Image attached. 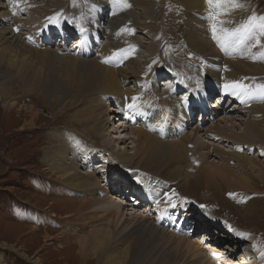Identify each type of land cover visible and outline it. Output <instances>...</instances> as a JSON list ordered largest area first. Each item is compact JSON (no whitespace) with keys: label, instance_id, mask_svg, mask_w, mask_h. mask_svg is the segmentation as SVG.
Returning a JSON list of instances; mask_svg holds the SVG:
<instances>
[{"label":"bare ground","instance_id":"obj_1","mask_svg":"<svg viewBox=\"0 0 264 264\" xmlns=\"http://www.w3.org/2000/svg\"><path fill=\"white\" fill-rule=\"evenodd\" d=\"M36 1L38 2L22 0L18 3V0H0V85L3 83L0 87V98H5L3 106L8 111L15 104V100L12 102L9 98L12 93L9 96L8 80H4L5 76L11 74L15 78L10 77L9 79L15 80L18 78V80H22L24 83L23 90L28 94L41 92L49 97L48 91H53L56 93L52 95L54 98L56 97V101L52 99L53 103L60 102L63 96H68L65 104H82L83 107L75 111L72 119L81 121L88 131L94 130V132H97L98 130L99 135L106 144L110 145L113 141L124 144L121 150L128 157L127 159L125 157L119 159L118 152L113 151L117 156L116 164L119 167L120 163L129 165L137 170L136 172L140 173L143 170L146 174L147 183L145 185L139 188V184L132 183L129 189L136 196L143 194L151 196V199L143 202L137 199V203L129 205V207H135L137 204V207H139L141 203L150 202V205L158 208L157 212H155L156 209L150 210L149 213L145 210L144 214L127 219L124 213V205L128 201H124L121 196H117L120 200H116L109 187L104 183L111 178V174L106 173L103 177L99 174L100 179L104 182L98 184L94 181L92 184L86 178H95L96 169L93 167L95 171H80L81 167L77 162H73L68 155V151H60L62 153V155H58L60 162L54 165L48 160L47 165L57 174L59 179L57 185L63 193L65 192L72 197L76 192L78 194L82 192L84 197L81 196L82 198L78 199V213L83 210L91 211L98 206V208L105 210L109 220L118 216V219L125 224L124 230L120 233L115 231L112 222L108 228H91L79 232L76 240L80 248V254L86 258L96 256L99 264H253V261L255 264H264V259L260 256L262 251L253 246V244H257L258 247L264 245V240L255 236L250 239L249 235H238L237 233L245 232L240 227H231L225 225L222 221H218V219L220 220L218 215L224 217V213L215 211L208 203L211 199H221L225 193L228 195L231 193L235 194L230 195L231 198L235 202L240 201L241 207L247 215L254 216L261 211L258 193L260 190L259 184L264 182V160L262 159L264 158V97L244 96L241 99L225 92L223 86L231 81H240L254 90L256 85L264 84V59L252 58L253 56L259 57L260 53L264 52V35H261L257 30L254 36L248 37L243 43L230 42L224 48L214 39V36L223 38L222 28L231 30L238 26L239 23L237 24V22L242 24L252 15L257 17L256 22L259 24L262 22L259 18L264 17V13L260 16L255 11L253 13V2L250 0H237L243 7L231 8L228 5L227 7L230 10L219 17L224 23L217 24V29L213 32L212 25L215 21L212 20L210 13L215 14L216 11L223 13V8L215 9L206 0H160L161 7L159 9L163 17L166 14L172 17L175 22L184 20L186 23L184 36H190L191 40H184H186V43L191 44L189 50L194 55L189 56L188 52L184 55L183 47H178L172 52V56H177L183 60L185 68L177 69L172 75L173 79L170 78V83H167L168 74L162 75L157 71L160 68L159 62L165 64L166 70L177 68L174 57L166 59V55L163 58L161 56L149 70L148 64L146 67L140 66V61L134 57L136 52L134 48H131L130 56L125 59L124 55H128V50L125 49L121 52L126 44L122 43L119 37L112 44L101 41V37L103 40L111 39V29H113V34H116L118 28H128L124 26L130 12L138 13L139 9L146 12L148 9L146 0H124L128 5H136L134 7L132 5L125 7L116 4V1L121 2V0H86L83 12L79 9V4L73 5L70 0ZM32 5L36 12L45 17L44 20H48L44 27L39 28L37 26L42 20L40 16L38 22L32 8L28 11V6ZM17 6L27 7L24 11H20ZM125 12L124 18L119 17ZM57 13L61 14L58 17L59 24L49 23V18ZM64 15H66V23L63 21ZM72 17H77V19H72ZM107 18L109 19L107 20ZM7 20H9V24L6 23ZM145 21L139 22L135 14L131 23L132 25H144L146 24ZM71 25L74 26V31L69 30V32L71 31L75 35V42L67 45L66 40H68V37L65 34V26L70 28ZM77 25L83 27L85 31L80 32L76 27ZM189 26L190 29L187 31ZM135 28L137 26L130 28L133 30L131 33L128 31L124 33L122 30L120 35L123 37L119 35L123 39L126 38L132 41L128 44V47L133 46L134 42H141L138 40V34H135L137 32V30L135 32ZM173 30H175L176 35V27ZM257 38H259V44L256 43ZM59 41L60 45L66 44V47H68L67 50H65L66 47L63 50L66 55H62V58H64V61L61 62V70L64 73L63 79L61 81L43 79L38 73V63L47 60L50 63L53 61L54 56H61L51 47L52 44L59 43ZM157 42L159 43V41ZM157 42L156 45H158ZM149 46L156 49L153 44ZM152 55H150L152 61H155L153 58L156 56ZM244 57L246 59L241 61V58ZM106 58L108 62H105ZM193 64L196 65V69ZM161 75L166 79L163 80L164 85L160 87ZM130 78H138L144 81L141 85L142 92L133 91V88L129 86ZM2 80L4 81L2 82ZM198 84L199 87H197ZM179 88H183L181 91L183 94L180 97L175 96ZM162 89L165 91L161 92ZM214 92H221L219 101L216 102L219 97L217 95L216 99L210 103V107L214 108L211 110L203 111V107L200 106L201 116L195 127L196 112L200 103H209V96ZM114 96H119V99H114V101H116V105H121V110L118 109V113L114 117L121 116L122 118L120 121H115L116 118L115 120L113 118V120L106 121L107 102L112 100L110 98H114ZM133 96L138 97L136 108L129 109L127 105L132 103L131 97ZM185 97H187V102L184 101ZM11 98L13 99L12 96ZM20 108L30 109L32 112L29 123L26 120L25 127L33 125L39 111L32 106ZM64 109L58 113H61ZM238 112L242 113L240 116L244 117L243 119H238L239 115H236ZM208 113L212 115V121L207 127L204 124L210 120ZM192 116H194V120L191 122L189 118H192ZM121 121L125 123H120V126H118L119 124L116 125ZM237 122H242L243 127H240V132L236 133L234 130L238 128L239 124ZM126 123L129 124L128 126L131 129L136 130L134 133L137 135V143L132 146L134 152L129 153L126 150L129 145L126 146L125 140L130 139L131 135L126 133L130 132L124 128ZM110 125L114 127V129L109 130L110 134L121 130V135L106 137L109 134L106 132V126ZM114 125H116L117 130ZM188 125L195 127L192 129L193 132H196L193 136L200 137H196L200 141L197 143L198 146L195 145V152L199 154L203 151L207 153L206 155L214 154L216 158L222 159L221 163L217 165L215 163L214 168L211 165L203 170V167L202 172L200 171L202 175L196 173L198 176L193 177L195 180L192 179L190 170H187L189 169V166H187V160H189L187 151L184 152L183 148H175L177 144H170L171 141L167 139V136L171 135L180 137L181 141L187 142L186 148H188L191 145V139L184 138L185 133L182 135L175 133L185 132ZM201 133L205 137H202ZM223 143H227V147L232 143L233 149H224V147H221ZM254 152L259 153L262 158L253 157ZM180 157L186 164V170L182 165H174L176 159ZM93 159L96 158L93 157ZM86 162L90 163L91 161ZM232 162L235 165H232ZM88 167L92 166L88 165ZM130 167L127 166L125 170L130 169ZM217 176H220V179L215 183L211 182ZM104 177H107V180ZM121 177H124L123 180H127L125 176L121 175ZM121 177L116 180V182L119 181V184ZM100 179L98 180L100 181ZM204 180H208L209 184L216 188H208L207 192L203 193V190H199L197 185L202 184ZM178 193L196 197L201 200L200 205H205V208L213 210L214 215H210L212 217L209 218L211 226L207 222V227L212 232H204L206 240L211 241V243L204 242L196 237L194 239L184 230L189 225L188 219L180 222L182 211L175 213L176 209H172L170 206L173 204L171 203L172 200L169 201L172 194ZM112 199L113 203L111 202ZM178 200L177 198L175 201ZM136 209L134 211H138V208ZM196 213L197 208L190 214L194 217ZM158 214L161 215L157 216ZM36 215L37 219L43 220L41 215ZM206 216L201 214V216H195L193 219H197L198 224L204 222ZM114 219L112 221H115ZM182 228L184 231H182ZM224 229L229 232L228 235L223 234L226 232H224ZM254 231L255 229L246 234ZM184 232L185 234H183ZM218 233L221 234L219 238H227L229 243H233L235 250L229 246V243L226 246L227 251L224 250L222 245L220 246L222 242L218 243L219 246L217 243L214 244L213 242L216 240V236L219 235ZM212 234L215 238L211 239ZM48 236L47 234L46 238ZM230 237L231 239H228ZM202 246L205 249L197 254L200 248H203ZM240 250V255H236V251ZM2 255L1 252L0 264H2ZM241 255L243 257L240 258ZM234 256H238V259L235 260ZM28 259L32 261L30 258ZM32 262L40 264V260L36 256Z\"/></svg>","mask_w":264,"mask_h":264},{"label":"rangeland","instance_id":"obj_2","mask_svg":"<svg viewBox=\"0 0 264 264\" xmlns=\"http://www.w3.org/2000/svg\"><path fill=\"white\" fill-rule=\"evenodd\" d=\"M21 1L22 0H18V3H20ZM85 1L86 0H75L74 2V0H70L71 4L73 5L79 4L78 7L80 10H82V12L85 7ZM250 1L253 2V13L257 12L259 13V16L260 14L264 13V0ZM34 2L38 1L34 0ZM76 2L78 3L76 4ZM146 3H148V9L146 10V12H143L139 8L138 13L130 12V15H128V18L126 19L127 23L124 27H128V29H130L137 26V28H135V32L137 30L135 34H138V40L141 42H134L133 46L136 51L134 57L140 61V66L146 67L147 64L152 66L158 61V58H161V56L163 58L166 55V59H168L169 57H174V60L178 66L177 68L166 70L165 64L159 62L160 68L157 71L160 74L162 73V75L167 73L169 76L168 79L163 78L162 75L160 76L162 77V79L160 80L161 87L164 85V79L168 81L167 83H170V80L173 79L172 75L177 71V69L179 70V68H185V63L183 62V60L181 58H178L177 56H172V52H174L178 47H183L184 55H186L187 52L189 56L194 55L190 53L189 50L191 44L186 43V40H184H191L190 36H184V31L186 30V23L184 22V20L175 22L172 17L166 14H164L163 17L161 15V10L159 9L161 7L160 0H146ZM116 4L124 6L125 1H116ZM130 5H132V7L136 6L133 4ZM26 7L27 6H17V9L20 11H24ZM31 8L36 14L38 22L40 21V19L38 18L39 16L42 19L40 24L37 26L39 28L44 27L48 20H44L45 17L42 14L36 12L33 5L28 6V11L31 10ZM125 14L126 12L123 15L121 14L119 17L124 18ZM135 14L139 22H144L149 17L151 19H147L145 21L146 24L144 25H132L131 21L133 20V16ZM65 17L66 15H64L63 17L64 23H66ZM74 18L77 19V17H72V19ZM83 19H85V17H83ZM108 19L109 18H107V20ZM6 23L9 24V20H7ZM237 24L239 26L240 22H237ZM67 27L68 26H65V34L68 37V40H66V44L68 45L69 43L75 42V35L73 34V32H69V30L74 31V26L71 25L70 28ZM175 27L177 29L176 35L174 33L175 30H173ZM189 29L190 26L188 27L187 31ZM122 30L123 28H118V32L116 34H113V29H111V39L109 38L108 40H103V38L101 37V41H103L104 43L112 44L120 38L121 42L126 44L128 47V44H130L132 41L126 38H122L123 36L120 35ZM172 31L173 33H171ZM124 33H126V31H124ZM119 35L122 37H120ZM157 41H159V43ZM156 42L158 45L155 44ZM66 44H63L62 46L60 45L59 41V43L56 42L54 43V45H50L52 49H54L57 54L61 56H54L53 61L50 63L47 62L48 60L46 62L38 63V73L43 79H55L57 81H61L63 79L64 73L61 70V62L64 61V58L62 57L66 55V52H63ZM150 44L155 45L156 49H152L153 46L150 47ZM126 45H124L125 48H122L123 50L131 49V46H129L130 48L128 47L127 49ZM67 49L68 47L65 48V50ZM152 50L154 51L152 52ZM126 55H124V57ZM150 55L156 56L153 58L155 59V63H153L152 57ZM129 56L130 55L128 54L127 58ZM148 57L150 58V60H148ZM245 59V57L241 58V61H244ZM193 67L196 69L195 64H193ZM10 77L15 78L14 75L11 74L5 76L4 80H8L7 85L10 87L9 96L12 93L11 96L13 97V99L11 98V96L9 98L12 102L15 100L14 103L16 105L14 104V107L11 110L7 111V109L3 106L5 98H0V255L2 252V264H34L32 261H34L35 256L40 260V264H99L96 256H89L88 258H86L80 254V248L76 240L79 232L81 233L86 230H90L91 228H108V226H110L112 222L115 231L117 233H120L122 230H124L125 224H123V222L118 219V216H116L115 219L113 218L115 221H112L113 219L109 220L105 210L98 208V206L96 208L94 207L95 210H83L78 213V199L84 197L82 192H79V194L76 192V194L72 197L65 192L63 193L59 185H57L59 184V182H57L59 180L57 174H55L53 170H51L47 165L48 160L51 161V163H53L54 165L57 164L58 162H60L58 155H62L60 151L67 150L68 155L71 157L73 162H77L81 167L80 171H95L96 169L95 178H86L90 182H92V184L94 183V181L98 184L104 182L100 178L103 177L104 174L106 175V173L108 175L111 174V178L109 180H107V177H104L107 180L104 183L107 187H109L113 197H116V200H120L117 199V196H121L120 190L122 192H124L125 190L127 191L129 187H131L132 183H135L136 185L139 184V188L145 185L147 183L146 174L143 172V170H141L140 173L136 172L137 170H134L129 165L120 163L119 167L118 164H116L115 160L117 156L113 153V151L116 153L118 152L119 159H121V157H125L127 159L128 157L121 150V147L123 148L124 144L117 143V141H113L110 145L106 144V142H104V139L99 135L100 132H98V130L97 132H94V130L88 131L86 128H84L85 126H83L81 121L72 119L75 111L83 107L82 104H65V102L68 100V96H63L60 102L53 103L52 99H55L56 101V97L54 98V96H52L53 94H56L53 91H48V95H50L49 97L43 95L41 92L28 94L25 92V90H23L24 83L22 82V80H18V78L12 80L9 79ZM4 80H2V82ZM143 82V80H140L138 78H130L129 86L133 88V91L140 93L142 92L141 85ZM1 85L0 87H2ZM182 90L183 88H179L175 96L180 97L183 94L181 93ZM163 91L165 90L162 89L161 92ZM110 99L112 100H109L107 102L108 108L106 107V109L108 110L105 115L106 121L113 120V118L115 120L116 117H114V115H117L118 109L121 110V105H116V101H114V99H119V96H114V98ZM26 106H32L35 110L39 111V115L35 118L34 124L29 125L28 127H25V124H27L26 120H28L29 123L30 115L32 114V112L30 111V109L20 108ZM63 108L65 109L61 113H58ZM208 115L210 117V120L206 121L207 123L204 124L207 127L210 125V121H212V115H210L209 113ZM236 115H239L238 119L244 118L240 116L242 115V113L240 114L238 112L236 113ZM196 117V123L198 124L200 115H197ZM121 118V116H118L116 119L120 121ZM189 119L192 122L194 120V116ZM122 122L124 121L118 122L116 123V125L119 124L118 126H120V123ZM196 123H194L195 127ZM237 123L239 124L238 128L234 130L236 131V133L240 132V127H243L242 122ZM116 125L114 126L117 130ZM128 125L129 124L127 123L126 127L124 128L128 129L130 132L126 133L131 135V138H128L129 140H125L127 143L126 146L129 145V148L126 147V150H128L129 153L132 151L134 152L132 146L136 145L137 143V135L134 133L136 132V130H134L133 128L132 130ZM192 126L193 125H188L187 129L185 130L186 136L184 138H186L187 140L191 139V145L188 148H186L187 142L181 141L180 137L171 135L167 136V139L171 141L169 142L170 144H177L175 148H183V150H185L184 152L187 151V157L189 158V160H187V166H189V169L187 170H190V172L192 173L191 177L192 179H194L193 177L198 176L196 175V173L200 176L202 175V173L200 174V171L203 167V170H206V168H209L211 165L212 168H214L215 163L216 165L218 163H221L222 159L216 158L214 154L206 155L207 153L203 151H201L199 154L195 152V145L198 146L197 143L200 141L197 138L200 137L195 135L197 137L196 138L193 136L196 132L192 131V129L195 128ZM111 129H114L113 125L106 126V132H108L109 134V130ZM109 134L106 137L110 138L111 136H120L121 130L113 133L111 132V134ZM201 136L205 137L202 133ZM221 147H224V149H233L232 143H230L228 147L227 143H223L221 144ZM200 154L204 156H201ZM252 156H256L255 158L257 159L262 158L260 154H256V152H254ZM93 157H95L96 159H93ZM262 159L264 160V158ZM94 160H96L97 162H92ZM86 161L91 162L87 163ZM88 165L92 167H88ZM174 165H182L185 170L187 168L186 164H184V161L182 160V157L176 159ZM232 165H235L234 162H232ZM127 166L130 167V169L125 170ZM99 168L103 171H100ZM99 174L102 176L99 177ZM121 175L125 176L127 180H123L124 177H121ZM118 177H121L120 184L118 183L119 181L116 182ZM98 179H100V181ZM218 179H220V176L214 177V181L211 182L215 183ZM124 186L127 187L124 188ZM197 186L199 190H203V193L207 192L208 188H216L212 187L209 184L208 180L202 181V184L200 183ZM259 188L260 190L258 193V202L260 203L259 206L261 211L254 216L247 215L242 209L240 201L238 200L235 202V200H233L231 196L226 193L221 199H211L213 202L209 197L210 201L208 203H210L215 211L224 213V217L220 214L218 215V217H222L223 222H226V225H231L232 227H240L241 230L245 233L249 231L252 232V230L255 229L253 233L248 234L250 239H253L255 236L258 239L264 240V182L259 184ZM223 192H225V190H223ZM171 196L172 197H170L169 201L172 200L171 203H174L176 205L173 208L177 209V211L184 210L185 215H189L190 219L195 225L197 224V219H193L195 216L197 217L198 215L201 216V214H204L207 215L206 217H209V215H214L212 209L205 207L201 208V200L197 199L196 197L183 193L172 194ZM177 198L179 200L175 201ZM111 202L113 203V199L111 200ZM132 203L133 202H131V204L127 203L126 205H124V213L127 215H125L127 219H131L134 216L137 217V215L140 216L145 213V210H147L146 212L149 213L150 210L156 209L155 212H157L158 209L154 208L153 205H150V202H145L146 204L141 203L139 207H137V204L135 205V207L131 206L130 208L129 205H132ZM11 204L15 206L12 210L10 206ZM192 206L193 208H197V213L195 214V216L193 215L194 217H192L193 213L190 214L195 209H193ZM18 207H22V209H19ZM136 208H138V211H134L137 210ZM98 211L100 212V214H98ZM184 211H182V214L184 213ZM36 214H38V216L41 215L43 217V220L37 219ZM159 215L161 214H158L157 216ZM97 217L99 221L97 220ZM208 219L204 218V221L206 222L197 224L198 227L196 226V228H198V232H195L193 235L191 234L194 239L195 237L201 239L198 234L199 231H201L202 233H204L205 231H210L208 230V228H205L208 226ZM75 225H79L82 228L79 226L76 227ZM182 231H184L183 228ZM187 232L188 234H190V231L186 229V233ZM47 234L49 236L46 238ZM183 234H185V232ZM217 241L219 242V244L222 242L220 246L222 245L224 247V250L226 251V246L229 244V246L234 248V244L229 243V241H227V238H220ZM4 244L6 245L4 246ZM253 246L259 248V250L264 253V245L258 247L257 244H253ZM204 249L205 247L200 248L197 254H200V252ZM241 250L236 251V255H240ZM245 253L247 254V252ZM243 255H241L240 258L243 257ZM260 256L264 259V256ZM28 258H30L32 261H29ZM234 258L235 260H237L238 256H234ZM253 264H255L254 261Z\"/></svg>","mask_w":264,"mask_h":264},{"label":"snow or ice","instance_id":"obj_3","mask_svg":"<svg viewBox=\"0 0 264 264\" xmlns=\"http://www.w3.org/2000/svg\"><path fill=\"white\" fill-rule=\"evenodd\" d=\"M206 2L214 7L215 9H221L223 8V13L220 11H216L215 14L210 13V16L215 23L212 25L213 32L217 29V24H223L224 21L219 19V17L222 14H226L230 9L227 7L228 5L231 6V8H241L243 7L242 4L238 3L237 0H206ZM125 7H129L126 2L124 4ZM60 13H57L55 16L49 18V23L52 24H59ZM261 23L257 24V17L255 15H252L248 17V19L240 24L237 27L232 28L231 30L222 28L221 31L224 33L223 38L220 36H214V39L217 40L218 43H220L221 47L224 48L226 45L230 42L234 43H243L248 37L254 36L256 34V31L259 30L261 35H264V17L259 18ZM80 32H84L85 29L81 27L80 25L76 26ZM123 31H128L131 33L133 30L125 28ZM256 43L259 44V38L256 39ZM131 48H134V46H131ZM125 50H121L123 52ZM128 54H131V49L128 50ZM115 55V54H114ZM127 58V55L125 56ZM253 59L260 58L264 59V52H261L259 57L253 56ZM105 62H108V59H105ZM155 63V61H153ZM151 69V65H149V70ZM146 86V85H145ZM199 87V84L197 85ZM224 90L225 92H228L234 96H238L241 99H243L244 96H260L264 97V84L256 85L255 89H251L249 85L243 84L240 81H231L224 84ZM127 99V98H126ZM138 97L133 96L131 97L132 103H129L127 107L129 109H135L136 108V101ZM184 101L187 102V97L184 98ZM229 195H235V194H229ZM171 207H175L176 205L173 203L170 205ZM201 207H205L204 205H201ZM240 236H246L248 234L246 233H237ZM262 256H264V253H262Z\"/></svg>","mask_w":264,"mask_h":264},{"label":"trees","instance_id":"obj_4","mask_svg":"<svg viewBox=\"0 0 264 264\" xmlns=\"http://www.w3.org/2000/svg\"><path fill=\"white\" fill-rule=\"evenodd\" d=\"M10 206H11V210L15 207V206H13L12 204H11ZM11 210H10V211H11Z\"/></svg>","mask_w":264,"mask_h":264}]
</instances>
